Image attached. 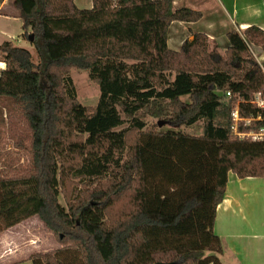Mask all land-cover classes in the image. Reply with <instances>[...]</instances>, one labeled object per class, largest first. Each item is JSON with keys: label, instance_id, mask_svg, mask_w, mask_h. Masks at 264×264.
I'll return each mask as SVG.
<instances>
[{"label": "trees", "instance_id": "16d2710c", "mask_svg": "<svg viewBox=\"0 0 264 264\" xmlns=\"http://www.w3.org/2000/svg\"><path fill=\"white\" fill-rule=\"evenodd\" d=\"M179 1L13 0L39 61L0 45L8 137L28 155L23 166L0 153V233L38 216L62 245L31 264H223L214 224L228 175L264 177V137L240 138L232 117L260 111L249 101L264 71L248 44L264 49V29L228 31L224 53L200 31L173 49L171 25L203 18ZM74 68L98 85L95 107L78 100ZM147 115L202 120L203 132L160 131Z\"/></svg>", "mask_w": 264, "mask_h": 264}, {"label": "crops", "instance_id": "0c3cea01", "mask_svg": "<svg viewBox=\"0 0 264 264\" xmlns=\"http://www.w3.org/2000/svg\"><path fill=\"white\" fill-rule=\"evenodd\" d=\"M84 2L92 7V0ZM176 4L201 10L203 18L199 22L206 18L208 11L213 18L218 10L222 14L221 21L231 29L244 30L251 25L264 29V0H180ZM4 17H19L13 0H0V19H6ZM215 24L217 22H208V28ZM0 28L5 31V27ZM22 35L23 31L18 36ZM4 41L8 40L0 36V45ZM5 68L0 56V71ZM0 104L4 105L1 115L11 102L0 98ZM0 138L9 139L8 134L2 132ZM12 146L17 152L13 142ZM214 232L222 242L220 259L223 264H264V177L239 178L229 173L224 199L216 210ZM61 247L53 231L38 216H32L0 233V264H31L28 259L33 254Z\"/></svg>", "mask_w": 264, "mask_h": 264}, {"label": "rangeland", "instance_id": "374dc122", "mask_svg": "<svg viewBox=\"0 0 264 264\" xmlns=\"http://www.w3.org/2000/svg\"><path fill=\"white\" fill-rule=\"evenodd\" d=\"M84 1L85 0H75V3L80 8H90V6H88V3H85ZM215 12H216L214 13L215 15H213V18H211L212 15L208 11L206 14V18L202 20L201 22L194 24V25L174 22L171 25L170 30H169L170 47L173 49L178 48L179 50L182 42L185 39L192 40L194 38V32L200 31V32H204L208 36L209 42L211 45L217 44L219 51L221 53H224L229 45L226 34L228 31L235 29V28L231 29V26H228V24H224L225 21H221L220 19L222 14L218 10H216ZM4 18L6 19H0V27H5V31H3L0 28V36L2 40H12L17 46L28 48L32 52L34 60L38 62L39 57H38L36 48L31 44L30 40L27 39L23 35L22 37L18 36L19 33L23 31L22 20L19 17H9V18L4 17ZM208 22H217V24L211 26V28H208L209 27ZM251 49L253 52V56L256 57L259 63L264 65V49L257 45H252ZM70 77L73 80V83L75 85L76 92H77V97H78V100L81 102V104L85 106H89V107H95V105L97 104L99 100L100 89L98 85L91 80L89 71L74 68L70 72ZM182 99L186 101L189 100L187 96L182 97ZM3 106L4 105L0 104V110H2ZM6 108L7 110L5 111L3 110L2 114L0 115V132L8 134L7 117L9 115L10 106H9V109L8 107ZM145 120L147 122L149 121V122L155 123L157 125V129L160 131L176 130V131L188 132L193 135H200L203 132L204 123L202 120L196 122L195 124L191 126L171 125L164 120L153 118L150 115H147L145 117ZM127 125H128V121L123 126L119 127V129ZM25 126L26 125L24 123H21L20 128L22 131L27 129L25 128ZM13 150L14 149H13L11 140L7 138L6 140L1 141L0 153L3 154V159H4V156H7L8 155L7 153H9V156H13L16 159H18L19 157L21 165L27 166L28 164L27 153H25L24 151H21L18 154L16 151H13ZM0 169L1 170L4 169L1 163H0ZM60 200H61V203L64 204V200L62 197L60 198Z\"/></svg>", "mask_w": 264, "mask_h": 264}, {"label": "built area", "instance_id": "2783aa9c", "mask_svg": "<svg viewBox=\"0 0 264 264\" xmlns=\"http://www.w3.org/2000/svg\"><path fill=\"white\" fill-rule=\"evenodd\" d=\"M249 48L252 52V45L253 44H248ZM253 53V52H252ZM261 64V63H260ZM262 69L264 71V65L261 64ZM231 96L230 92L226 93V97L229 98ZM251 104L255 105L260 111L258 112L257 115H251L249 117H241L239 115V109L238 105L236 106L235 110L232 112V117H233V130L234 133L239 136L240 138H248L251 140H260L264 137V126H262L258 130H250L247 132H240L239 131V124L240 122H243L245 125L251 124L252 121H264V93L263 92H256L252 99L249 101Z\"/></svg>", "mask_w": 264, "mask_h": 264}, {"label": "water", "instance_id": "95a60500", "mask_svg": "<svg viewBox=\"0 0 264 264\" xmlns=\"http://www.w3.org/2000/svg\"><path fill=\"white\" fill-rule=\"evenodd\" d=\"M30 38L33 39V36L31 35ZM159 264H175V263L169 262V263H159Z\"/></svg>", "mask_w": 264, "mask_h": 264}]
</instances>
